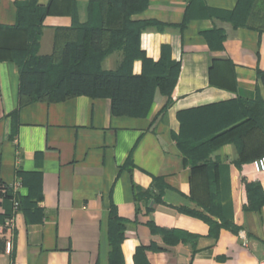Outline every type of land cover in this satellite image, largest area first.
Masks as SVG:
<instances>
[{
	"label": "crops",
	"instance_id": "0c3cea01",
	"mask_svg": "<svg viewBox=\"0 0 264 264\" xmlns=\"http://www.w3.org/2000/svg\"><path fill=\"white\" fill-rule=\"evenodd\" d=\"M22 1L0 0V24L9 28L0 33L1 43H29L25 32L10 29ZM51 1L58 11L43 20L40 55L53 52L58 28L90 19L91 0L38 4ZM239 1L149 0L132 16L152 22L140 37L149 59L163 56L180 63L171 96L157 89L144 115H114L108 96L19 106L20 68L0 60V181L23 185L11 253L0 214V264H109L112 205L128 220L121 245L124 264H135L139 246L146 248L150 264H259L264 205L260 210L249 206L246 183L257 182L263 189L264 181L253 161L239 162L236 146L224 142L194 168L178 145L181 133L208 135L209 125L242 111L243 101L259 97L264 102V31L235 27L225 17ZM126 54L124 47L111 51L102 68L117 70ZM129 67L135 74L145 72L139 56ZM248 150L254 152L255 145ZM205 163L218 165L215 182ZM135 186L152 195L138 190L136 196ZM213 190L218 192L214 196ZM185 209L217 224L233 221L239 232L211 227ZM151 222L191 237L173 242L153 231Z\"/></svg>",
	"mask_w": 264,
	"mask_h": 264
},
{
	"label": "trees",
	"instance_id": "16d2710c",
	"mask_svg": "<svg viewBox=\"0 0 264 264\" xmlns=\"http://www.w3.org/2000/svg\"><path fill=\"white\" fill-rule=\"evenodd\" d=\"M148 5L149 0H91L89 21L58 28L53 52L40 55L38 47L43 20L46 15L58 10L53 6V1L45 7L40 6L38 0L18 2V20L10 29L17 33L25 32L29 43L20 47L0 42V60H11L20 68L19 106L35 101L56 102L77 95L108 96L111 98V111L114 115L131 116L146 113L157 89L170 97L180 72V63L163 56L156 62L149 59L140 48V37L142 31L152 22L132 19L134 14L145 10ZM72 13L75 16L74 11ZM225 15L235 27L264 31V0H240L235 9ZM186 23L187 19L181 26ZM3 29L9 28L0 24V33ZM224 37V34L220 35L219 40L222 42ZM121 47L127 53L123 64L114 71L104 70L102 61L105 56ZM138 56L143 59L145 66L142 74L133 73L129 67ZM242 103V111L234 112L226 120L209 125L212 131L208 129V135L181 133L178 137L179 147L194 168L208 160L209 155L224 142H232L236 146L239 162L253 161L264 155V102L257 97ZM258 133L260 138H257ZM254 145L256 150L249 151L248 146ZM251 153L255 155L252 156ZM203 166L213 171L215 182L218 165L205 163ZM164 187L165 184H162L161 190L154 196L155 199H161ZM246 187L249 206L260 210L264 205L261 185L248 182ZM134 188L136 196L139 195L138 190L142 196L152 195L151 190H140L136 186ZM217 193L213 190L212 194L214 196ZM210 210H214V207ZM185 211L205 219L211 227L224 226L239 232V227L228 219L217 224L201 212ZM127 223L128 220L122 218L115 205H112L108 232L109 264H124L121 245L125 239ZM150 225L153 231L171 237L173 242L186 241L191 237L184 231L168 230L153 222ZM134 257L135 264H150L144 246L137 248Z\"/></svg>",
	"mask_w": 264,
	"mask_h": 264
},
{
	"label": "built area",
	"instance_id": "2783aa9c",
	"mask_svg": "<svg viewBox=\"0 0 264 264\" xmlns=\"http://www.w3.org/2000/svg\"><path fill=\"white\" fill-rule=\"evenodd\" d=\"M253 165L259 172L264 181V155L253 160ZM22 182L17 180L11 183L0 181V214L2 215L1 225L6 229V252L11 253L14 249V234L16 228V215L21 208L20 192ZM264 192V187H263ZM9 201L8 208L5 202ZM245 240V237H244ZM259 264H264V257L260 259Z\"/></svg>",
	"mask_w": 264,
	"mask_h": 264
}]
</instances>
